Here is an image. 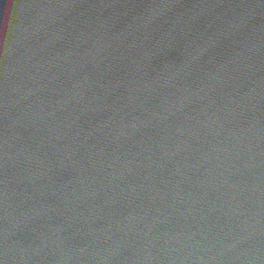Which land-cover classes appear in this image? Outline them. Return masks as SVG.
<instances>
[{"label":"water","instance_id":"1","mask_svg":"<svg viewBox=\"0 0 264 264\" xmlns=\"http://www.w3.org/2000/svg\"><path fill=\"white\" fill-rule=\"evenodd\" d=\"M0 264H264V0H0Z\"/></svg>","mask_w":264,"mask_h":264}]
</instances>
